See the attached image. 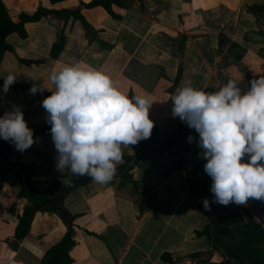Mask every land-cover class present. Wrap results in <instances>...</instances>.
Segmentation results:
<instances>
[{
	"label": "crops",
	"instance_id": "1",
	"mask_svg": "<svg viewBox=\"0 0 264 264\" xmlns=\"http://www.w3.org/2000/svg\"><path fill=\"white\" fill-rule=\"evenodd\" d=\"M2 1L17 21L39 7L61 11L93 0ZM262 5L264 0H125L112 6L117 19L100 6L82 8L90 29L78 20L61 22L53 16L27 23V38L11 35L8 43L13 52H6L0 64V81L12 74L14 84L27 86H9L5 93L0 84V116L19 107L33 130L34 143L23 152L9 141L12 160L34 170L36 190L54 184L65 173L56 170L51 133L36 137L47 124L41 101L51 93L29 91L33 84L53 89L49 74L64 65L79 63L104 72L129 97L146 95L153 102L149 118L162 141L174 134L179 118L172 115L170 99L176 80L177 88L190 85L212 92L236 79L243 94L250 88L246 73L253 77L264 73V11L253 14L248 9ZM60 34L65 47L52 59L51 49ZM121 152L136 156L137 144L122 145ZM131 174L137 192L131 183L114 178L106 184L92 181L66 197L64 206L77 216L78 244L70 252L73 264H167L161 260L164 253L171 254L175 264H195L187 257L212 251L206 238L195 235L209 220L186 175L174 168L173 154L150 153ZM21 188V177L9 172L0 190V264H41L66 234L58 216L37 213L27 237L13 246L16 214L26 205L18 197ZM221 261V254L214 252L212 262Z\"/></svg>",
	"mask_w": 264,
	"mask_h": 264
},
{
	"label": "clouds",
	"instance_id": "2",
	"mask_svg": "<svg viewBox=\"0 0 264 264\" xmlns=\"http://www.w3.org/2000/svg\"><path fill=\"white\" fill-rule=\"evenodd\" d=\"M49 80L53 89L33 84L29 91L51 93L41 106L56 150V170L67 168L73 175L108 183L122 159L121 146L150 137L153 102L146 95L129 97L107 74L79 63L53 70ZM3 81L6 93L16 77L9 74ZM237 82L229 79L212 92L186 85L170 96L173 117L198 133L213 202L222 205L264 201V77L251 80L243 94ZM0 139L20 152L34 143L19 107L0 116ZM245 155L247 161L242 162ZM61 182L70 183L64 178ZM203 206L210 210L207 199Z\"/></svg>",
	"mask_w": 264,
	"mask_h": 264
},
{
	"label": "trees",
	"instance_id": "3",
	"mask_svg": "<svg viewBox=\"0 0 264 264\" xmlns=\"http://www.w3.org/2000/svg\"><path fill=\"white\" fill-rule=\"evenodd\" d=\"M52 4L61 3L68 0H50ZM125 0H93L89 4L79 3L74 8L55 11L39 7L32 14H21L17 21H14L10 11L5 3L0 0V64L6 52H13L12 46L8 43L11 35H18L22 39L27 38L25 25L27 23L38 22L43 18L54 17L61 22H67L70 19L80 21L85 29H90L81 14L82 8L103 7L113 18L118 17L113 13L112 6H121ZM253 14L264 11V5L248 8ZM65 47V37L60 34L53 45L50 53L52 59H57ZM30 64L29 61H22ZM264 77H253L246 73L249 81ZM4 81H0L3 84ZM16 89H26L27 86L20 84L10 85ZM177 80L174 83L172 95L178 89ZM177 126L174 134L167 140L162 141L158 137V128L154 126L150 137L142 139L137 143L138 153L136 156L122 155L121 163L116 166L114 178H120L131 183L137 192L136 181L131 171L134 166L150 153L163 155L169 152L174 155V168L183 172L191 185L192 191L196 196L200 209L206 214L209 220L207 227L196 232L197 237H204L212 244V251L207 253H195L187 258L195 261V264H264V227L261 226L256 218L251 214L247 206H238L234 203L222 205L214 203L213 194L210 192L211 179L204 172L203 165L206 160L202 157V149L198 147V133L194 129L189 130L186 136L187 124L179 118L176 120ZM50 132V125L46 124L39 130L36 137H41ZM192 140L189 142L188 137ZM13 150L9 141L0 139V190L3 188L7 174L14 172L21 177L22 188L18 195L19 198L26 200L24 208L17 212L18 224L15 229L13 246L16 248L22 242L30 231V226L37 213H46L56 215L60 218L66 227V234L58 244L46 252L42 258L41 264H73L70 252L77 246V227L75 225L76 215L70 213L64 206V201L74 191L88 186L93 180L88 175H73L66 168L63 176L54 184L42 189L36 190L32 184L34 170L19 162L12 160ZM62 178L70 181L68 184L61 182ZM207 199L210 210L203 206V200ZM235 206L236 208H232ZM10 213L15 214L14 207L10 208ZM214 252L221 254L222 261L212 262ZM225 252V255H222ZM161 260L167 264H175L173 256L164 253Z\"/></svg>",
	"mask_w": 264,
	"mask_h": 264
},
{
	"label": "water",
	"instance_id": "4",
	"mask_svg": "<svg viewBox=\"0 0 264 264\" xmlns=\"http://www.w3.org/2000/svg\"><path fill=\"white\" fill-rule=\"evenodd\" d=\"M247 161V155L242 158V162ZM253 205L257 209V221L258 223L264 227V201L255 200V199H249L245 205H238V206H249ZM232 208H236L235 206H232ZM222 255H225V252H222Z\"/></svg>",
	"mask_w": 264,
	"mask_h": 264
},
{
	"label": "rangeland",
	"instance_id": "5",
	"mask_svg": "<svg viewBox=\"0 0 264 264\" xmlns=\"http://www.w3.org/2000/svg\"><path fill=\"white\" fill-rule=\"evenodd\" d=\"M247 208L250 210V212H251V214L256 218V220H257V209H256V207L255 206H253V205H249V206H247Z\"/></svg>",
	"mask_w": 264,
	"mask_h": 264
}]
</instances>
